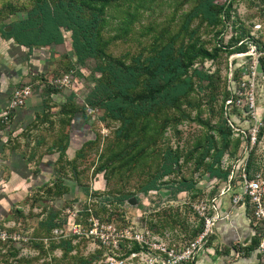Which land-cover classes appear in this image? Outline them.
<instances>
[{"label": "rangeland", "instance_id": "obj_1", "mask_svg": "<svg viewBox=\"0 0 264 264\" xmlns=\"http://www.w3.org/2000/svg\"><path fill=\"white\" fill-rule=\"evenodd\" d=\"M24 1L28 6L31 5V0ZM178 1L157 0L153 9L144 12L135 21L133 32L130 34L132 37L113 41L108 51L118 56L127 52H138L143 42L146 44L151 41L152 33L147 35L142 33L150 24H155L156 29L161 30V27L172 19L170 21L172 30H177L181 15L192 10L198 3V0H184L178 3L179 11L175 16L174 8ZM224 1L215 0L218 5ZM4 6L5 2L0 1V8ZM8 12V9L4 10V21H0V26L16 19L17 15L7 16ZM120 16L122 14L112 18L109 13L112 25L109 26L107 36L116 33L115 24ZM232 16L223 35L225 42L236 34L238 23L242 22L264 43V0H235ZM257 24L261 26L256 28ZM190 26L196 28L195 35L206 41L209 47L214 45L217 28L207 25L206 22L201 23L197 17L192 20ZM63 34L64 43L37 47L29 51L28 47L17 44L13 38H3L0 33V100H3L0 101V117L8 109L7 102L12 96L13 89L22 84L32 85V93L25 104L16 109L13 115L10 114L9 120L0 128V229L10 235L5 240L0 237V264H56L58 263L56 258H62L64 254L61 248L52 250L51 244L62 238L72 239L74 245V250L65 257L66 261L86 258L90 254L102 251L99 263H105L112 256L117 258L122 256L133 258L127 259L126 264H144L145 258L148 257L147 252L138 253L137 257H131L132 254L126 256L125 253L131 248L132 243L122 240L121 236L110 235L111 244L103 245L96 235L75 234L74 224L79 222L82 224L80 230L87 229L90 226L89 220L94 217L101 218L104 223H113L118 231L129 229L130 234H145L152 243L164 241L167 245L175 244L176 249L182 248L192 240L189 238V232L199 219L195 214V204L208 199L224 184L219 179L210 178L209 174L203 173L202 170L194 171V162H189L183 165L181 173L167 176L165 180L175 179L179 182L182 177L192 178L197 182L195 189L182 191L173 196L174 188L165 184L162 189L151 191L148 195L139 192L137 194L139 199L132 196L136 198L134 204L129 202L130 198L122 204L111 201L119 194L115 188L125 183L128 189L134 190L135 184L140 181L139 177L134 175L128 181L114 178L107 183L104 171L96 172L99 154L113 136L118 122L101 120V110L93 111L88 107L87 113L90 115L88 120L79 112L63 129L69 133V143L65 153H61L59 137L63 127L61 118L64 116L60 112L61 104L68 100L72 92L75 93L78 104L84 103L93 86L91 74L95 64L94 60L90 59L86 65L68 70V62L75 63L76 57L72 51L71 31L63 29ZM231 58L232 54L223 52L218 60H208L203 64L211 72L219 70L215 88L198 89L196 94L205 110L202 117L210 118L212 124H216L220 118L224 90L230 87ZM66 74L71 75L70 82L60 87L61 91L52 93L48 101L49 106L45 107L44 99L48 97L45 94V85L47 82L63 78ZM258 93V104L264 125V85L258 87ZM212 94L215 100L210 104ZM37 112L48 113V120L38 121L34 125ZM195 114L196 109H193L192 116ZM21 128L22 131L18 133ZM178 128L180 134L168 128L165 136L174 147L179 145L185 149H189L194 139L204 131V127L194 120H186L179 124ZM234 135L239 136L237 133ZM95 139L96 143H88L81 151L87 141ZM64 142L66 141L64 140L63 144ZM253 150L254 159L259 166L256 172L261 173L264 179V131L257 139ZM229 152L230 149L223 157V165L237 166L236 158L230 156ZM13 171L18 172L24 181L23 187L15 190L4 182L13 175ZM60 182L61 189L58 187ZM249 206L252 207L250 212L256 223V231L260 233L264 230V218L259 217L256 211L260 208L264 210V202L260 207L254 203H249ZM50 212L58 214V218H66V221L48 233L40 223L47 220Z\"/></svg>", "mask_w": 264, "mask_h": 264}, {"label": "trees", "instance_id": "obj_2", "mask_svg": "<svg viewBox=\"0 0 264 264\" xmlns=\"http://www.w3.org/2000/svg\"><path fill=\"white\" fill-rule=\"evenodd\" d=\"M0 1L5 2V6L0 8V21H4L5 9L9 10L7 16L17 15L11 23L0 26L3 38H13L17 44L32 51L37 47L64 43L65 29L71 31L72 51L76 57L75 63L68 62L67 69L84 66L88 60H94L91 74L93 86L84 103L78 104L75 93L72 92L68 100L61 104L60 112L64 116L61 118L63 127L59 141L63 154L69 143V133L63 129L79 112L88 120V107L93 111L101 110V120L119 123L99 154L96 172L104 171L107 183L114 178L128 181L134 175L138 176L140 181L135 184L134 190L128 189L125 183L115 188L119 194L111 201L122 204L132 196L139 199V192L148 195L151 191L162 189L165 184L174 188L173 196L182 191L193 190L197 182L192 178L182 177L179 182L175 179L165 180L167 176L181 173L183 165L189 162H194V171L202 170L203 173H208L210 178L219 179L223 184L230 175L237 176L233 166H224L222 160L229 149V155L236 159L244 156L243 134L235 136L234 128L228 119H231L235 126L244 127L246 130L253 124L247 107H234L228 116L225 115V101L231 96L230 87L237 81L240 73L235 71L230 87L224 90L220 118L216 124H212L210 118L202 117L205 110L196 96L198 89L215 88L219 79V70L211 72L209 68H205L203 64L206 61L218 60L223 52H245L249 48L250 39L256 41L260 49L264 50V43L242 22L238 23L236 34L228 42L224 41L225 28L233 18L232 6L235 0H225L219 5L215 0H198L192 10L181 15L177 30H172V19L163 25L161 30H157L155 24H150L142 33H152L151 41L146 44L143 42L138 52H127L119 56L108 51L110 44L118 39L131 38L135 21L144 12L153 9L157 0H31L30 6L24 0ZM183 1L176 3L175 16L179 11L178 3ZM109 13L112 18L122 14L115 24L116 33L113 36L106 34L112 25ZM196 17L201 23L206 22L207 25L217 28L216 40L212 47L201 40L200 36L195 35L196 28H191V22ZM241 41L243 42L239 44ZM261 62L264 72V57H261ZM78 73L81 74L79 71ZM97 73L99 75H96ZM60 87L63 86L47 82L44 87L48 96L44 99L45 107L49 106L51 94L61 91ZM213 100L215 96L212 94L209 103L212 104ZM193 109H196L194 116ZM210 109L213 110V107L210 106ZM14 112L12 109L11 115ZM48 116L46 112H37L33 124L47 121ZM186 120L199 122L204 131L194 139L189 149L179 145L174 147L165 136L166 131L172 128L180 134L178 126ZM2 124L4 122L0 118V128ZM263 131L264 125L260 129L258 139ZM96 139L87 141L81 151L88 143H96ZM254 154L255 150H252L247 162V171L250 173L259 170ZM61 183L58 185L59 189L62 187ZM57 215L50 212L47 220L40 223L48 233L66 221V218H58ZM203 228L204 221L199 218L190 230L189 238L194 239ZM258 233L256 232L252 239L253 250L258 249L261 241ZM57 248H61L64 255L62 258H56V264H106L99 263L102 251L86 258L66 261L65 257L74 250L72 239L62 238L58 242H52L51 249ZM140 250V244L134 241L125 255Z\"/></svg>", "mask_w": 264, "mask_h": 264}, {"label": "built area", "instance_id": "obj_3", "mask_svg": "<svg viewBox=\"0 0 264 264\" xmlns=\"http://www.w3.org/2000/svg\"><path fill=\"white\" fill-rule=\"evenodd\" d=\"M256 25V28L260 27ZM241 41L239 44H241ZM233 57L235 60H233ZM261 57H264V50L260 49L256 41L250 39L248 50L245 52L232 53L230 59V85L237 70L240 74L237 81L232 87L231 96L225 101V115L232 108H248L250 110V117L253 124L246 130L244 127L235 126L231 119H228L229 124L234 128L237 135L243 134V157L236 159L237 166L233 165V170L237 171V176L230 175V178L224 185L212 194L208 199L201 200L195 204V214L204 221L203 230L192 240L187 242L182 248L176 249L175 244L171 246L166 242H155L142 233L130 234L129 229H121L118 231L113 223H104L99 218L89 220L90 226L87 229L80 230L82 226L79 222L74 224L75 234H92L96 235L99 241L104 245L105 243L111 244L110 235L121 236L122 240L129 242L136 241L140 244V251H133L131 257H137L138 253L147 252L148 257L145 258L144 264H195L197 258L206 251L213 250L214 245H217L213 236L215 234L216 223L223 218L219 209L220 198L227 194L232 193L233 203H254L260 207L264 202V179L261 173L247 171V162L249 154L258 139V134L263 125L262 112L258 104V87L264 85V72L262 69ZM71 75L66 74L63 78L53 80L52 83L59 86H64L70 82ZM32 93V85L24 84L16 87L8 101V109L3 112L1 119L3 122L9 120L10 112L12 109L16 110L25 104L28 97ZM245 117V115L243 116ZM256 214L264 218L263 208L257 209ZM256 225V223H255ZM79 229V230H78ZM257 232V231H256ZM261 236V241L258 247L259 252L264 255V230L258 233ZM0 237L7 239L10 237L7 231L0 229ZM12 237V236H11ZM147 249H150L147 251ZM106 264H126L127 259L133 258H108ZM135 259V258H134Z\"/></svg>", "mask_w": 264, "mask_h": 264}, {"label": "crops", "instance_id": "obj_4", "mask_svg": "<svg viewBox=\"0 0 264 264\" xmlns=\"http://www.w3.org/2000/svg\"><path fill=\"white\" fill-rule=\"evenodd\" d=\"M21 131L22 128L18 133ZM14 132L16 131L14 130ZM13 172V175H10V178L8 177V181L4 182L5 185L12 186L15 190L23 187L24 181H22L18 172ZM219 209L223 218L215 225L213 238L217 245H214V251L210 250L202 253L195 264H263L264 258H262L259 250L251 249L256 228L252 223L249 203H233L232 193L230 192L220 198Z\"/></svg>", "mask_w": 264, "mask_h": 264}, {"label": "water", "instance_id": "obj_5", "mask_svg": "<svg viewBox=\"0 0 264 264\" xmlns=\"http://www.w3.org/2000/svg\"><path fill=\"white\" fill-rule=\"evenodd\" d=\"M8 29H10V27H8ZM129 202H130L131 204L136 203V198H135V197H131V198L129 199Z\"/></svg>", "mask_w": 264, "mask_h": 264}, {"label": "flooded vegetation", "instance_id": "obj_6", "mask_svg": "<svg viewBox=\"0 0 264 264\" xmlns=\"http://www.w3.org/2000/svg\"><path fill=\"white\" fill-rule=\"evenodd\" d=\"M251 209H252V207H251ZM252 214V213H251ZM252 223L255 225V222H254V220H253V214H252ZM256 226V225H255Z\"/></svg>", "mask_w": 264, "mask_h": 264}]
</instances>
